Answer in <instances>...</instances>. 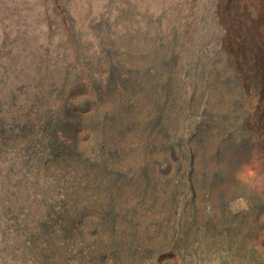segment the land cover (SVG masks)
<instances>
[{"label": "rangeland", "instance_id": "obj_1", "mask_svg": "<svg viewBox=\"0 0 264 264\" xmlns=\"http://www.w3.org/2000/svg\"><path fill=\"white\" fill-rule=\"evenodd\" d=\"M216 6L0 0V264H264L257 103Z\"/></svg>", "mask_w": 264, "mask_h": 264}, {"label": "bare ground", "instance_id": "obj_2", "mask_svg": "<svg viewBox=\"0 0 264 264\" xmlns=\"http://www.w3.org/2000/svg\"><path fill=\"white\" fill-rule=\"evenodd\" d=\"M217 1L216 14L223 26L220 42L226 51L219 63L226 68L225 79L236 76L241 85L238 89L244 96L254 98L257 103L254 107L257 110L258 124L255 128V150L264 153V0H255L251 13L237 9L240 0ZM233 29L236 30V35L232 33Z\"/></svg>", "mask_w": 264, "mask_h": 264}]
</instances>
